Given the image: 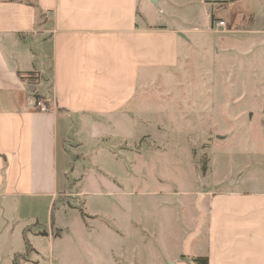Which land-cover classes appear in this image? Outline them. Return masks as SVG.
Instances as JSON below:
<instances>
[{
    "label": "rangeland",
    "instance_id": "374dc122",
    "mask_svg": "<svg viewBox=\"0 0 264 264\" xmlns=\"http://www.w3.org/2000/svg\"><path fill=\"white\" fill-rule=\"evenodd\" d=\"M198 1L176 13L188 39L178 65L143 84L128 109L133 136L96 140L84 131L83 146L66 141L73 169L52 215L67 232L53 244L31 238L39 255L19 240L17 263L171 264L200 202L235 178L243 189L264 187V5ZM219 19L225 27L215 29ZM38 230L31 223L23 235Z\"/></svg>",
    "mask_w": 264,
    "mask_h": 264
},
{
    "label": "crops",
    "instance_id": "0c3cea01",
    "mask_svg": "<svg viewBox=\"0 0 264 264\" xmlns=\"http://www.w3.org/2000/svg\"><path fill=\"white\" fill-rule=\"evenodd\" d=\"M193 3L0 0V264H39L30 257L15 261L31 223L46 232L27 235L33 254L39 249L31 238L53 244L67 232L52 215L73 169L66 141L83 146L84 131L96 140L133 136L128 109L143 84L178 65L188 39L176 13ZM36 95L48 110L34 107ZM240 184L235 178L229 190L199 203L181 256L169 263L198 264L194 258L207 257V264H264V187ZM56 227L62 232L54 233ZM94 232L86 227L85 237Z\"/></svg>",
    "mask_w": 264,
    "mask_h": 264
},
{
    "label": "trees",
    "instance_id": "16d2710c",
    "mask_svg": "<svg viewBox=\"0 0 264 264\" xmlns=\"http://www.w3.org/2000/svg\"><path fill=\"white\" fill-rule=\"evenodd\" d=\"M29 76H31V73L29 72V73H27ZM19 77L23 80L24 79V76L23 75H21L20 73H19ZM41 97L39 96V95H36V101L37 100H39ZM46 234V232L45 231H40L39 232V234ZM23 240H24V243H25V253L26 254H28V253H30L31 252V250H32V247H31V245H30V243H29V241H28V239H27V237L26 236H23ZM194 261H196L198 264H207V257H196V258H194L193 259Z\"/></svg>",
    "mask_w": 264,
    "mask_h": 264
},
{
    "label": "built area",
    "instance_id": "2783aa9c",
    "mask_svg": "<svg viewBox=\"0 0 264 264\" xmlns=\"http://www.w3.org/2000/svg\"><path fill=\"white\" fill-rule=\"evenodd\" d=\"M226 24V21L223 19H219L214 23L215 29L224 28ZM34 107L37 108L39 111H46L48 110V106L46 105L45 101L43 100H37L34 103Z\"/></svg>",
    "mask_w": 264,
    "mask_h": 264
},
{
    "label": "water",
    "instance_id": "95a60500",
    "mask_svg": "<svg viewBox=\"0 0 264 264\" xmlns=\"http://www.w3.org/2000/svg\"><path fill=\"white\" fill-rule=\"evenodd\" d=\"M262 3H263V5H264V0H262Z\"/></svg>",
    "mask_w": 264,
    "mask_h": 264
}]
</instances>
